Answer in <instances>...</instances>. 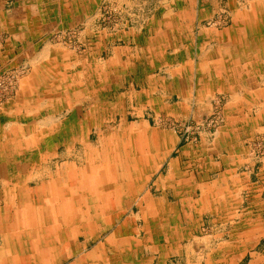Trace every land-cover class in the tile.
Returning <instances> with one entry per match:
<instances>
[{"label": "rangeland", "instance_id": "obj_1", "mask_svg": "<svg viewBox=\"0 0 264 264\" xmlns=\"http://www.w3.org/2000/svg\"><path fill=\"white\" fill-rule=\"evenodd\" d=\"M75 2L78 5L73 4ZM76 5H81V9L85 8L86 12L70 14L68 11L76 9ZM185 8L195 16L192 33L196 38V45L190 49L186 46L189 41L184 40L185 43L169 47L168 53L182 55L192 50L191 60L156 62L157 69L152 77L158 81L155 89L153 86L152 95L147 96L144 86L150 75L151 63L127 60L125 52H119L123 54V61L112 60L109 44L114 39L111 37L129 27L142 26L141 30L144 31L147 25L151 27L162 21L173 22L171 18L169 21V14L182 11L181 9L184 11ZM161 9L167 11L168 15L160 13ZM261 16L264 18V0H0V111L8 108L7 105L16 99L22 85L36 68H40L42 73L49 70L53 83L66 86L69 82L71 88L77 78L84 81L87 79L84 74L93 70L97 84L104 81L105 77L106 82L110 81L108 85L114 83L106 91L114 108L112 115L116 119L110 123L93 117L89 121L85 131L92 136L89 142L91 150L103 151L106 143L98 139L110 133L118 135L121 127L136 133L145 125L149 131H157L165 137L168 144L169 151L159 155L155 171L147 173L140 180L143 188L138 192L139 197L128 192L130 195L124 213L134 215V218L123 224L114 222L107 228L106 223L99 222L93 223L92 229H86L84 222L77 221L70 226L79 233L90 234L91 230L94 234L90 240L84 235L76 239V246L84 248L82 254L90 249H118L116 246L119 243H123L127 249H153V242L157 245L159 240L153 241L145 232L154 223L150 215L148 218L143 217L144 214L147 217V212L151 211V204L147 202L151 199L162 200L165 193H172L170 186L178 185L185 179L189 182L194 179L200 181L202 169L213 170L218 166L224 169L233 165V162L226 163L222 158L224 152L221 146L224 144L220 141H225L222 137L228 131L227 125L231 132H235L230 145L232 150L238 152L233 153L238 155L234 158L240 162L238 173L254 167L257 178H253L254 184L249 186L247 179L235 181L234 178L239 176L233 177L227 173L226 177L229 179L226 183L223 181L212 188L209 196L202 201L199 199L202 191L198 189L194 197L196 203L192 204L194 207H188L191 218L189 221L184 220L182 226L188 234L190 229L193 234L186 241L188 249H205L207 253L209 249H214L211 250L212 254L193 255L191 261L200 263L201 260L204 264H215V249L234 246L240 241L245 245L249 244L251 236L243 237V231H234L239 224L232 219L238 220L248 213L256 214V217L264 216V98H255V93H248L250 89H264V32L258 28V24L257 34L254 35L256 28L253 26ZM251 18V25H248L246 21ZM177 20L186 22L187 16L179 14L178 19H174ZM244 24L248 27H244ZM202 37L206 40L200 44ZM31 51L33 55H30ZM43 51L46 55L42 54ZM35 58L37 61L33 63ZM217 66L221 68L217 69L215 82H211L210 77L199 78L200 71H214ZM116 68L118 72L110 78L105 75L104 70ZM170 69H177L175 79L178 86L173 87L183 91L185 95L182 97L174 93L173 88L164 87L161 83L163 80L169 81ZM186 69L190 71L191 84L185 88L180 84L179 75H183ZM254 84L257 88H253ZM97 87L102 90L103 85ZM73 93L75 91L70 93V102L75 99ZM172 94L174 97H171ZM64 96L62 94L60 98L63 100ZM153 99L156 101L154 107L151 104ZM44 103L47 104V101ZM173 104L175 107H172ZM85 112L86 110L82 111ZM110 113L111 111L100 110L96 112V116L105 114V118L110 119ZM59 117L65 120L66 114L58 116V122ZM228 117H232L231 125L227 124ZM51 143L53 147L59 144L60 156L67 149L60 141ZM131 148L129 144L124 148L129 156L134 155ZM77 149L84 151L80 144ZM35 154L29 156V160L32 157L36 161L40 153L37 151ZM149 154L151 156L153 151L146 153ZM96 159L88 155L80 165V171L90 166L93 168ZM102 161L98 159V163ZM67 162V158H53L49 163L53 174L60 176L61 165ZM250 165L252 168H249ZM210 175L209 180L216 178L215 174ZM130 178L135 179V176L130 174ZM114 180L126 181L117 176ZM90 184L93 186L89 182L86 188H82L84 194L89 192ZM97 185L93 188L98 199H102L106 194L105 190ZM0 190H3L2 186ZM90 192L92 195V190ZM141 197L142 201L144 197V204L138 200ZM171 200L175 201L173 198ZM4 201L5 196L0 198L1 206ZM88 206L89 203L82 205L81 210L86 211ZM180 211L184 217L182 207ZM225 218L227 221H223ZM147 219L149 220L146 221ZM120 228L121 234H118ZM233 231L234 237L230 235ZM257 231L255 239L260 242L255 249H264V237L260 238L264 233V226H258ZM121 237L124 242H121ZM48 256V264H54L52 253ZM76 257L77 255H72L64 258L59 264L72 263ZM161 257L163 256L158 252L152 253L146 264H159ZM170 258L172 262L169 263L179 264L176 263L179 260H176L177 256L171 255ZM40 260L39 254H34L31 264H41ZM258 261L262 263L264 259L259 258ZM186 262L189 260L183 264Z\"/></svg>", "mask_w": 264, "mask_h": 264}, {"label": "crops", "instance_id": "obj_2", "mask_svg": "<svg viewBox=\"0 0 264 264\" xmlns=\"http://www.w3.org/2000/svg\"><path fill=\"white\" fill-rule=\"evenodd\" d=\"M73 4L78 5L76 2ZM81 8V5L77 6L76 9L69 7L70 11L68 12L72 15L85 13L86 9ZM187 8L184 11L181 9L183 12L170 13L168 18L169 21L171 18L173 22L162 21L160 24H153L151 27L147 25L144 27V31L141 30L142 26L129 27L118 31L111 37L114 39L109 44V55L113 57L112 60L123 61L125 52L127 60H143L151 63L150 75L146 76L147 84L144 86L147 89L144 92L147 93V96L152 95L158 81L152 77L157 69L156 62H188L191 60L192 50L182 55L168 53L169 47L185 43L184 40L189 41L186 46L190 49L196 45V38L192 33L195 16ZM159 12L168 15L164 9ZM179 14L186 15L187 21H174V19H178ZM260 18L257 19V24L253 25L256 28L254 35L257 34L258 28L264 32V18L262 16ZM252 19L247 20L246 23L251 25ZM258 24H260L259 27ZM248 25L244 24V27H248ZM249 27L252 28V26ZM164 31L165 33H163ZM262 34L264 35V33ZM203 40L206 39L202 37L199 43L203 44ZM141 50H143L142 54L140 53ZM29 53L33 55L32 51ZM42 54L46 55V52L43 51ZM36 58L32 60L33 63L37 61ZM188 67L189 65L186 66V68ZM220 68L221 66H217L214 71L202 72L204 71L202 70L198 76L199 78L210 77V81L215 82L218 74L217 69L220 70ZM176 70L170 69L169 81L163 80L161 83L164 87L173 88L174 93H178L182 97L185 95L183 91H178L173 87L174 85L178 86V83L176 84L177 79H175ZM104 72L110 78L118 71L116 68L110 71L104 70ZM84 75L87 79L83 81L81 78H75V83L71 88L69 82L66 86L65 84L53 83L49 70L42 73L40 68H36L32 76L26 79L22 85L16 99L7 105L8 108L0 111V187L2 186L3 189L0 190V198L5 196V203L0 205V264H31L34 254H39L41 264H48L47 261L50 257L48 255L51 253L54 264H59L63 262L64 258L72 255H77V257L69 264H146L149 255L155 252L163 256L161 259L159 258V264H171L169 263L172 262L171 255L177 256L176 260H179L176 263L179 264L188 260L189 262L185 264H204L201 260L200 263L191 261V258L193 259V255L196 257L198 254L199 256L212 254L213 251L211 250L214 249H209L208 253L205 249H188L186 241L193 234L191 229L188 234L182 226L184 220L189 221L191 218L188 207H192L196 203L194 197H196L198 189L202 191L201 198H199L202 201L203 198L209 196L212 188L223 181L224 184L226 183L229 179L226 177L227 173L232 174L233 177L239 176V178H234L235 181L247 179L246 182L249 183V186L254 184L252 179L257 178L255 168H252L251 165L249 168L252 170H242L238 173L240 162L235 159L238 155L233 154L238 152L232 150V145H230L235 132H231L229 125H227L228 131H226L225 137H222V139L225 138V141L220 142L224 144L221 146L224 152L222 155L224 162H233V165L226 166L224 169L221 166L213 170L202 169L200 170V181L197 182L194 179L189 182L185 179L178 185L170 186L169 190L172 193H165L162 200L148 199L149 202L147 203L151 204V211L147 212V217L144 216L145 214L143 217L148 218L150 215L154 223L145 232L153 241L159 240L157 245L153 242V249H127L123 243H119L116 246L118 249H90L82 254L84 248L76 246V239L80 235H84L88 240L94 235L91 230L89 234L86 232L79 233L76 228H70L76 221L78 223L84 222L86 229H92L93 223H106L107 228L114 222L123 224L129 222L132 217L134 218V215L124 213L130 195L128 192L138 196V192L143 188L140 180L147 173H153L159 155L169 151L165 137L158 134L157 131H149L146 125L136 133L121 127L118 135L110 133L98 139V141L106 143V148L103 151L91 150L89 146L91 143L89 144V142H91L92 136L90 132L85 131L89 121L93 117H97L98 120L102 119L101 121L107 120L110 123L116 119L112 115L114 108L108 100L109 94L106 91L108 86L114 85V83L108 85L110 81L106 82L105 77L104 81L100 83L103 85L101 90L97 87L100 84H97L94 79L93 70L87 71ZM179 78L180 84L185 88L190 86L189 69H186L183 75H179ZM253 83L256 84V81ZM72 91H75L73 104L70 102ZM248 93H255V98L261 96L264 98L263 88L257 89V91L250 89ZM62 94L65 95L63 100L60 98ZM173 95L171 97H174ZM150 100L149 97L148 101ZM45 101L47 104L44 103ZM151 104L154 107L156 101L153 99ZM262 104L264 105V101ZM172 107H175V104ZM83 110L86 112L82 113ZM100 110L111 111L109 116L111 118L106 119L105 114L104 116H96V112ZM62 114H66V118L63 120L59 117L58 122V116H62ZM82 115H84L83 118ZM228 121L227 124L231 125L232 117H228ZM228 140H230L229 144H227ZM54 141H60L67 147L61 156L59 144L52 146L51 142ZM78 144L82 146L84 151L77 149ZM127 144L132 146L133 156H129L124 149ZM37 151L40 153L37 160L33 161L32 157L29 160V156H34ZM149 151H153L151 156L150 154L146 155ZM88 155L97 159L92 168L93 171L87 172L85 169L87 174H91V177L90 175L88 177L93 186L90 184L89 192L84 194L80 187L83 180L79 174L83 170L80 171V165ZM58 157L67 158L69 162L61 165V173L57 177L53 174L49 163L53 158ZM232 157L233 159H230ZM222 158L221 161H223ZM98 159L103 161L98 163ZM188 171L190 172V170ZM130 174L134 175L135 179L130 178ZM210 174H215L216 178L209 180L211 179ZM191 175L193 174L191 173ZM116 176L126 179V181L117 182L114 180ZM69 178H74L75 186L68 183ZM203 178L210 182L203 181ZM95 184L105 190V200L96 198L98 196L95 193ZM159 188L162 189L161 186ZM83 197L86 199L82 201L81 198ZM141 199L142 197L138 200L144 204V197L143 201ZM87 203L90 206L86 211H82L81 206ZM180 207L185 212L184 217ZM195 211H198L197 208ZM256 216V214L248 213V215L239 217L238 220L232 219L233 222L239 224L238 228L233 230L243 231V237L251 236L252 239L246 245L240 241L234 246H223L222 249H215L217 253L215 264H264L263 261L262 263L258 261L259 258L264 259V249H255L260 242V240L255 239L258 236L257 229L258 226L259 228L264 226V216ZM86 221L88 222L86 223ZM223 221H227V218ZM234 231L230 234L233 237L235 236ZM118 234H121V228ZM262 237H264V233L262 236L260 235V238ZM120 239L121 242H124L122 237ZM139 242L141 243V241ZM142 245L144 247L145 240H143Z\"/></svg>", "mask_w": 264, "mask_h": 264}, {"label": "bare ground", "instance_id": "obj_3", "mask_svg": "<svg viewBox=\"0 0 264 264\" xmlns=\"http://www.w3.org/2000/svg\"><path fill=\"white\" fill-rule=\"evenodd\" d=\"M36 144V143H35ZM34 145V144H33ZM92 166H90L89 168H87V172H91V171H93V169L91 168ZM91 168V169H90ZM87 172L84 170L83 172L81 171V173L79 174V177L83 180V182H82V185H80V187L81 188H86V185H88V183H89V175H90V177H91V174H87ZM120 175V174H119ZM68 177V176H67ZM88 179V180H87ZM68 183L70 184V185H74L75 186V183H74V178H69L68 180ZM76 181V180H75ZM96 185V184H95ZM94 185V186H95ZM97 195V194H96ZM98 196V195H97ZM97 199H98V197H96ZM105 195L104 196H102V199L101 200H105ZM82 199V201H83V199H86L85 197H83V198H81Z\"/></svg>", "mask_w": 264, "mask_h": 264}]
</instances>
